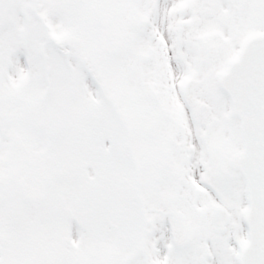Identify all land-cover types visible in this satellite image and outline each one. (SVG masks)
<instances>
[{"label": "rangeland", "instance_id": "obj_1", "mask_svg": "<svg viewBox=\"0 0 264 264\" xmlns=\"http://www.w3.org/2000/svg\"><path fill=\"white\" fill-rule=\"evenodd\" d=\"M129 1L0 0V123L6 127L0 154L9 148L14 166L18 168L23 160L24 144L35 142L39 148L43 143L49 174L39 207L22 196L15 199L14 231L5 241L0 264H22L29 260L32 239L39 228L38 217L49 229L57 230L58 237L53 233L47 236L59 241L56 264H107L108 251L104 249L100 229L107 223L115 241L114 247L118 251H129L123 256L125 258L139 246L135 237L140 235L143 216L139 213L138 200L146 203L144 208L151 214L173 212L178 225L190 234L198 235L210 229L208 214L214 204L209 197L216 195L212 189L215 186L219 188L218 198H224L223 203L232 213L225 239L230 240L232 236V241L236 240L237 244L244 238L239 220L245 191L241 175L231 171L230 175L221 178L214 173V178L211 173L217 163L213 144L218 145L222 135L225 136L224 147L217 153L226 157L241 148L237 127L240 120L225 113L228 107L224 99L218 111L226 116L217 128L209 127L208 134H204L205 121L202 120L201 124L192 107L178 103V108H174L179 101L176 83L173 90L158 93L172 107L159 105L153 108L138 103V99L145 102L150 95L136 91L139 87L134 89L131 84L126 92L118 78L122 73L121 66L116 70L118 75L115 74L112 57L121 58L123 33L119 14L121 7L126 9ZM183 3L186 6L179 9ZM143 5H148L157 19L156 23H149L146 30L154 32L153 26L156 24L157 27V23L168 16L175 34L180 36L177 29L182 24L180 17L190 11L187 0H133L128 3L130 8H139L140 13H145ZM131 10L127 12L131 13ZM134 16V22L141 24L139 16ZM117 18L115 23L118 25L112 26ZM236 27L238 32L264 27V9H249ZM166 30L171 34L170 29ZM107 32L111 37L110 45L106 41ZM157 32L163 34L159 29ZM136 34L137 40L146 35L139 30ZM42 43H45L44 52L40 49ZM67 47L76 50L74 53L78 56L71 52L61 54L60 49L68 50ZM21 53L28 56L30 74L23 70ZM84 54L89 57L91 73L83 64ZM43 90L50 117L49 131L37 123L30 105L43 94ZM171 91L173 98L169 94ZM198 97L212 104L203 91ZM44 117L42 109L38 118ZM6 136H9V142ZM103 137L109 138L104 139L105 144L102 143ZM168 137L174 142L176 151L181 150L185 159L183 165L177 163L179 153L176 155ZM209 153L213 155L211 161L208 160ZM83 164L92 177L86 185L79 179L74 187L52 185L55 176L52 173L57 168L65 166L73 171L79 170L77 167ZM231 176L237 177L240 185ZM208 182L212 184L210 188ZM204 196L208 197L210 205L205 204L206 209L200 212V205L204 207ZM199 197L201 202L196 199ZM153 200H157L156 207L149 205ZM65 209L76 217L67 216L65 221L66 224L74 222V229L66 227L67 232L72 230L73 237L62 235ZM26 210L29 211L27 214ZM164 219L146 221L148 235L145 246L136 251L138 263L147 261L151 264L157 245H160L159 254L163 251V244H166L163 240ZM79 220L87 229L85 236H81L85 230ZM152 229L155 230L154 236ZM231 229L236 233L230 234ZM200 236L179 247L169 263L158 264H204ZM208 260L210 264L211 258Z\"/></svg>", "mask_w": 264, "mask_h": 264}, {"label": "flooded vegetation", "instance_id": "obj_2", "mask_svg": "<svg viewBox=\"0 0 264 264\" xmlns=\"http://www.w3.org/2000/svg\"><path fill=\"white\" fill-rule=\"evenodd\" d=\"M209 1L201 0L199 5L197 1L189 3L190 11L181 22L186 24L180 32L184 34L183 37L177 38L174 35L171 37L165 33L162 42L155 38L148 44L145 60L135 62V70L138 72L143 88H153V83L146 82L145 77L155 79L159 76L162 85L157 86L165 87V90L174 87L175 77H184L186 86L183 87V92L190 96L186 104L205 101L198 97L200 91H203L213 103L220 102L222 94L219 95V91L214 88L212 77L222 60L234 53L238 46V38L236 39L238 20L236 19H241L242 14L249 9H264V0H242V6L236 4L238 0H230L234 5L220 9L211 15L206 13L208 9L211 10ZM196 13L198 14L195 15ZM262 29L264 27L259 30ZM171 31L173 32L172 29ZM250 31H257V29ZM191 55L197 56V59L194 60L193 57L190 61ZM189 61L191 64L188 63ZM126 68L129 66L126 65ZM178 86L180 87L179 84ZM220 168L223 167L220 166ZM225 171L228 172L229 169L225 168ZM177 233L179 234L178 228ZM179 242H181L180 238Z\"/></svg>", "mask_w": 264, "mask_h": 264}, {"label": "water", "instance_id": "obj_3", "mask_svg": "<svg viewBox=\"0 0 264 264\" xmlns=\"http://www.w3.org/2000/svg\"><path fill=\"white\" fill-rule=\"evenodd\" d=\"M257 42H264V33L253 36L243 54L231 62L227 72L223 73L220 78L221 87L228 90L231 94L233 111L240 114L243 121L250 114L249 105L252 101L255 102L254 108L256 107V102L260 103L264 101V93H257L254 87V82L257 81L264 88V64H260L259 57L255 59L250 57V55L255 54L254 48ZM250 88L252 94L248 93ZM260 115L258 113L259 119ZM242 129L245 141L249 142V139L255 141L256 135L254 133L248 135L244 124ZM254 150L257 155H264V143L260 142V140L259 142H254ZM232 164L242 168L251 182V199L246 217L251 241L245 249L243 264H264V202L254 200L259 198L260 193V188L257 187L259 180L255 176V173L264 168V159L258 160L255 164L253 163L251 154L247 157H244L242 154L236 158H232Z\"/></svg>", "mask_w": 264, "mask_h": 264}]
</instances>
